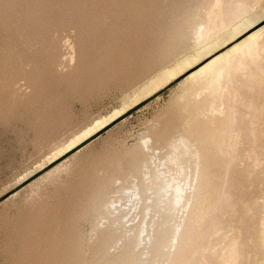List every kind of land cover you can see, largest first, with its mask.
Wrapping results in <instances>:
<instances>
[{
    "label": "rangeland",
    "instance_id": "374dc122",
    "mask_svg": "<svg viewBox=\"0 0 264 264\" xmlns=\"http://www.w3.org/2000/svg\"><path fill=\"white\" fill-rule=\"evenodd\" d=\"M235 1L222 0V16ZM213 2L0 0V264H124L110 257L121 244L102 249L97 233L112 225H97L107 214L99 207L136 182L133 164L147 159L155 169L172 155L181 134L201 157L192 164L187 215L174 242L173 225L163 229L153 262L264 263L263 68L237 71L238 61L225 62L215 70L214 89L182 76L46 163L193 52L190 23L198 14L214 26ZM146 139L154 152L142 147ZM139 207L128 226L139 222Z\"/></svg>",
    "mask_w": 264,
    "mask_h": 264
},
{
    "label": "bare ground",
    "instance_id": "6f19581e",
    "mask_svg": "<svg viewBox=\"0 0 264 264\" xmlns=\"http://www.w3.org/2000/svg\"><path fill=\"white\" fill-rule=\"evenodd\" d=\"M254 3L251 6L245 0H236L229 17L226 18L221 15L222 0H214L213 7L217 8L213 20L214 26H211V21L199 20L198 14L190 23L193 52L192 49L189 53L187 50V54L181 56L174 68H164L160 73L158 72L159 74L146 80L140 87V94H135L132 100L124 101L126 103L123 102L121 108L95 119L65 144L53 150L46 163L63 158L99 130L120 118L132 106L148 99L182 76L185 77V82L197 79L195 87L199 89L208 87L214 89L219 74L215 70L225 62L238 61L237 71L246 69L247 64L264 70V2ZM205 12V18L211 14L210 10ZM181 40L179 38L177 41ZM211 113H215L213 107ZM150 141L151 139L144 140L142 147L148 152H154L155 146L149 145ZM170 146L172 155L165 157V160L159 158L155 162L157 165L155 169H152L147 159L142 161L140 167L136 163L133 164L131 174L135 176L136 182L129 187L120 188L118 196H110L99 207L103 211L106 210L107 214L100 216L97 225L99 226L104 219L111 220L112 225L109 229L97 233L99 240L105 242L103 251L109 244L122 245L118 255L110 256L114 261L121 259L124 264L133 262L155 264L153 257L159 250L158 240L161 239L163 229L168 225H173L172 242L175 240L189 202L186 201V195L192 176V164L196 163L201 155L197 149H193V145L184 134L173 140ZM57 165L60 166L59 163ZM143 165L146 166V173H142ZM124 190L129 191V194H124ZM121 201H125V204L119 206L118 203ZM123 206H129V209H124ZM138 207L139 222L128 226L129 221L125 219ZM258 242L264 252V219ZM150 247L154 248V253H148L147 249Z\"/></svg>",
    "mask_w": 264,
    "mask_h": 264
}]
</instances>
